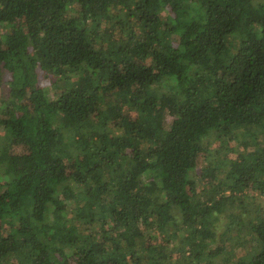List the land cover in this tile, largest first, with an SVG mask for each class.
I'll return each mask as SVG.
<instances>
[{"label": "trees", "instance_id": "1", "mask_svg": "<svg viewBox=\"0 0 264 264\" xmlns=\"http://www.w3.org/2000/svg\"><path fill=\"white\" fill-rule=\"evenodd\" d=\"M0 99V264H264V0H0Z\"/></svg>", "mask_w": 264, "mask_h": 264}, {"label": "rangeland", "instance_id": "2", "mask_svg": "<svg viewBox=\"0 0 264 264\" xmlns=\"http://www.w3.org/2000/svg\"><path fill=\"white\" fill-rule=\"evenodd\" d=\"M258 1V0H257ZM55 77L53 76H48L46 77V80L44 79L43 80V85L45 86L46 88V91H47V96L49 98H54L55 96ZM0 107H2L1 105V99H0ZM172 119V116L169 115L167 113L166 115V126H168L170 124V121ZM243 135V133H242ZM211 149H209V151H213V148L212 146L210 147ZM235 150H236V147H235ZM209 153V152H208ZM210 155L206 158L205 156L202 157L200 159V162L197 166V169H196V174H201L202 172V169L203 166L205 163H210L214 160H217L218 158V155H213V153H209ZM210 161V162H209ZM210 171V172H208ZM213 172L211 170V168H208V170L202 175V179L203 181L205 182H208V181H212L211 183L208 182L209 185H216V183L218 182V180H225L224 178V172L222 171H218V172H215V179L212 175ZM207 173V174H206ZM224 178V179H223ZM199 189H204L205 187H208L205 183H202L200 184L199 186ZM227 194L229 192H226ZM235 195V194H234ZM218 194L216 195V198H218ZM236 196H239V198L241 200H245L247 203H252L256 206H258L259 208H264V196L263 195H259L257 192L253 191V190H244L243 192L241 193H237ZM235 197V196H233ZM232 209L233 211H236L238 212L239 211V208H237V203L235 204H232V203H228L227 202V207H226V210L224 212H228V210ZM228 222V218L224 215V214H220L218 216V218H216L215 222H214V232H215V237H214V240L210 242V247H213L214 245H216L217 243H223V245L228 248V247H232L234 249V251H237V253H244L245 251L248 250V246L250 245V242H246L247 239L249 238L248 237V232L245 230V229H238V227H234L231 229V231L229 232H226V223ZM152 240H153V245H158V244H161V240H160V235L159 234H154L152 235ZM169 247L170 249H172V255L173 257H177L179 255V252L177 253L176 250H173L174 249V245H176V241L175 240H171L169 242ZM149 254H153L154 251H150L148 252ZM166 253V251H165ZM162 254H164V252L162 251ZM226 254V252L224 254H222L221 256L217 257L218 258H221V257H224ZM155 257L158 256V252L156 251L155 252Z\"/></svg>", "mask_w": 264, "mask_h": 264}]
</instances>
